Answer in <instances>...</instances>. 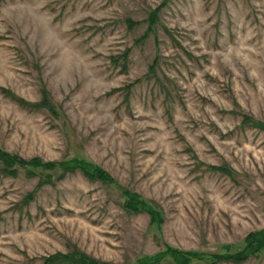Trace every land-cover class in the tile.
<instances>
[{"label": "rangeland", "instance_id": "obj_1", "mask_svg": "<svg viewBox=\"0 0 264 264\" xmlns=\"http://www.w3.org/2000/svg\"><path fill=\"white\" fill-rule=\"evenodd\" d=\"M261 231L264 0H0V264H212Z\"/></svg>", "mask_w": 264, "mask_h": 264}, {"label": "trees", "instance_id": "obj_2", "mask_svg": "<svg viewBox=\"0 0 264 264\" xmlns=\"http://www.w3.org/2000/svg\"><path fill=\"white\" fill-rule=\"evenodd\" d=\"M44 105L42 104H35L33 105V109H36L38 107H42ZM23 164H29V163H24ZM73 169L77 168V169H83L84 168V165L80 164L79 166L78 165H74L72 166ZM91 168V172L94 173L95 177L98 178V177H101V170H95L93 167H90ZM213 169L217 170V171H223V168H215L213 167ZM10 173H14V171H10ZM9 173V174H10ZM94 175H90V176H94ZM99 175V176H97ZM129 204V203H128ZM133 210H135L131 205H129ZM149 212L150 209L148 210ZM151 217H153V213H149ZM258 237H252L250 240H249V244H248V247L240 252H237V253H234V254H223V255H217L215 258H216V261L219 263L221 262H232V263H235V264H238V263H241L243 261H245L246 259H248V257L250 255H253L256 251H258L259 249H261L263 246H264V231H261L258 235ZM255 242H256V246H255ZM61 260L59 261H56L55 263H52L53 261L51 262H47L45 264H64V263H67V264H86V262H89L90 260L86 257H83V259H79V255L78 253H73V254H67V255H61V258H59ZM215 261V262H216ZM213 262V263H215ZM212 263V264H213Z\"/></svg>", "mask_w": 264, "mask_h": 264}]
</instances>
